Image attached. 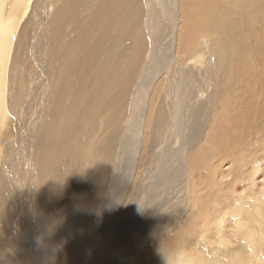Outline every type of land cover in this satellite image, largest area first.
Masks as SVG:
<instances>
[{
	"label": "bare ground",
	"instance_id": "6f19581e",
	"mask_svg": "<svg viewBox=\"0 0 264 264\" xmlns=\"http://www.w3.org/2000/svg\"><path fill=\"white\" fill-rule=\"evenodd\" d=\"M263 166L264 0H0V264H264Z\"/></svg>",
	"mask_w": 264,
	"mask_h": 264
},
{
	"label": "rangeland",
	"instance_id": "374dc122",
	"mask_svg": "<svg viewBox=\"0 0 264 264\" xmlns=\"http://www.w3.org/2000/svg\"><path fill=\"white\" fill-rule=\"evenodd\" d=\"M255 87V86H254ZM256 89H258V87H256ZM23 116H27V115H23ZM259 151H261V149L259 150ZM258 155H259V157H261L262 156V152H259L258 153ZM207 162V161H206ZM216 163H218L217 162V160H215V162H214V165L216 164ZM213 165V166H214ZM225 167V166H224ZM214 168V167H213ZM262 169H264V166L262 167ZM262 169L260 170V172H259V174L256 176V178H255V184H256V186H253L254 188H256V190L257 191H259V187L261 186V184L260 183H264V177H261V175H262ZM242 186H244V188H246V190L248 189V186H249V184H248V181H244L243 182V184H242ZM242 192H245V190H242ZM260 201L262 200V197H260V199H259ZM259 203V202H258Z\"/></svg>",
	"mask_w": 264,
	"mask_h": 264
}]
</instances>
